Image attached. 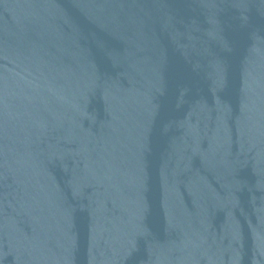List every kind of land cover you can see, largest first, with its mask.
<instances>
[{
    "label": "water",
    "instance_id": "obj_1",
    "mask_svg": "<svg viewBox=\"0 0 264 264\" xmlns=\"http://www.w3.org/2000/svg\"><path fill=\"white\" fill-rule=\"evenodd\" d=\"M0 264H264V0H0Z\"/></svg>",
    "mask_w": 264,
    "mask_h": 264
}]
</instances>
